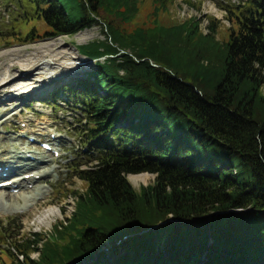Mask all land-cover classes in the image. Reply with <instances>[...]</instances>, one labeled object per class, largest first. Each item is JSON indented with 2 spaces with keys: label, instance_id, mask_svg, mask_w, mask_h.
<instances>
[{
  "label": "trees",
  "instance_id": "16d2710c",
  "mask_svg": "<svg viewBox=\"0 0 264 264\" xmlns=\"http://www.w3.org/2000/svg\"><path fill=\"white\" fill-rule=\"evenodd\" d=\"M8 1L47 35L103 39L77 47L95 68L62 89L91 157L85 190L53 236L8 238L3 264H264V0L223 7V43L214 20L206 35L196 19L127 31L137 0ZM143 173L155 180L136 190L127 176Z\"/></svg>",
  "mask_w": 264,
  "mask_h": 264
},
{
  "label": "rangeland",
  "instance_id": "374dc122",
  "mask_svg": "<svg viewBox=\"0 0 264 264\" xmlns=\"http://www.w3.org/2000/svg\"><path fill=\"white\" fill-rule=\"evenodd\" d=\"M137 1L139 7L137 17L131 24L124 26L127 31H131L136 27L147 29L154 25L171 26L180 24L184 21H180L178 17L184 15V18L187 19L189 16L196 14V10L201 9V6L192 0H165L167 10L158 12L155 17L154 10L157 4L154 0ZM181 2L186 3L189 9L185 7L182 10L183 7H180ZM224 2L233 4L236 3V0H208V6L213 5L220 10L219 4ZM13 3L8 0H0V23L3 25V27H0V80H5L11 75L14 78L11 77L9 79L13 80L18 78L21 72L22 75H27L31 71L30 82L41 80L43 82L47 81L49 84L44 85L45 91L31 98L29 96L20 97L21 99L12 98L6 104V98L4 100L0 98V101H3L0 104V146H6L9 151L12 150L10 144H19L21 142V147L25 150L19 155V161L22 163L27 162L22 160L27 157H41L40 153L42 150L39 143L52 141L55 153L47 152L44 158L46 160L52 159L54 163L48 164L43 171L55 170V172L51 176L39 179L33 184L35 188L42 187V189L46 190L47 202L45 201L35 208L31 203L26 204V206H24L23 202L17 204L16 199L13 204L11 202L8 206L6 203L0 204V264L14 259V256H10L7 251V247H10L6 245L8 238H13L12 244L18 237L26 238L34 233L41 234V236H53V227L59 222L65 221L74 212L76 200L72 192L82 193L85 190V185L75 177V174L78 166L83 165L81 169L86 168L84 164L91 157L88 153V146H84V143L79 139L78 131L81 128L79 121L82 118L77 114L78 111L67 103L66 94L62 92V89L71 84L76 78L81 77L84 72L95 68L94 63L83 67H74L76 63L83 60L77 52V47L103 39L101 29L97 27L84 30L72 37L47 35L49 30L42 21L22 22L21 19L26 18L27 15L32 18L34 15L32 13L27 14L28 9H20V4L15 7L16 4L15 2ZM217 26L215 39L221 43L226 42L229 28L219 22H217ZM15 27L14 34H16V37L14 39H6L9 32L10 35L13 34V28ZM27 33L36 35V37H32L33 39L36 38V41L19 45L22 43H18L19 41L17 40L22 39ZM19 36H22V38ZM24 47H26L24 51L12 52V50ZM40 58L47 60L51 58L52 65L39 64L42 63L43 60H41L34 68L33 65ZM63 62L67 63V68L57 66ZM59 78L62 79L57 81L56 79ZM13 89L14 87H10V92ZM53 95H57V98L59 97L62 102H53ZM42 161L40 162L42 163ZM45 163L40 165L45 166ZM20 174L30 176V174H38V172L35 169H28L23 170ZM17 175L12 174L2 179L0 178V180H13ZM134 177H138L137 182L132 180ZM127 180L137 190L141 186L145 187L153 184L155 176L143 173L129 175ZM7 192L14 195L20 193L18 189ZM49 209L53 210V216L45 215V217L44 213ZM25 211L29 212L26 214ZM36 256V254H33L32 258H36Z\"/></svg>",
  "mask_w": 264,
  "mask_h": 264
},
{
  "label": "bare ground",
  "instance_id": "6f19581e",
  "mask_svg": "<svg viewBox=\"0 0 264 264\" xmlns=\"http://www.w3.org/2000/svg\"><path fill=\"white\" fill-rule=\"evenodd\" d=\"M25 48L26 47L18 49V50H12V52L24 51ZM44 58L37 59V61H36L37 63L35 65H33L34 68L38 65V63L41 60H43V61H42V63H39V64H42V65L44 64L45 66H51L52 65L51 58H49V60L44 59ZM63 61H69V60H63ZM57 66L61 67V68H63V67L67 68L68 67L67 63L65 64L64 62L61 63V65H57ZM80 66L81 65L75 64L74 67L76 68V67H80ZM31 76H32L31 71L27 75L26 74L22 75V72H21V74L18 76V78H15L13 80L9 79L11 77L14 78L12 75L9 76L8 78H6L5 80L4 79L0 80V98H3V100H4V98H6L5 104L7 102H10L11 101L10 99H12V98L21 99L20 97H23V96H25V97L29 96V98H31L32 96L37 95V94H41L42 91H45L44 85H47L49 83L47 81L43 82L41 80L30 82ZM61 79L62 78H59L56 80L58 81ZM51 82H53V81H51ZM10 87H14L12 92H10V90H9ZM10 96H11V98H9ZM2 102L3 101H0V104ZM10 146H11L12 150H9V151L7 150L6 146H4V147L0 146V156H2L0 158V178L2 176L7 177V176H10L12 174H18V175L16 177H14L13 180H0V183L11 181V185L9 187L0 189V194H2V196H0V204L2 205L4 203H6L8 206L9 203H11V202L13 204V201H15V199H16L17 204H19V202H23L24 206H26V204L28 205L29 203H31L32 206L35 208L37 205L44 203L45 201L47 202L48 196H46V190L42 189V187L35 188V186L33 184L36 183L37 180L47 178L55 172V170L43 171L44 168L46 166H48V164H50V163L52 164V163H54V161L52 159L46 160V158H44V153L42 152V153H40L41 157L35 158V160H33V161L29 160L28 162H22L21 163L19 161L20 160L19 155H21V153H23V151H25L24 148L21 147L22 143L21 142L19 144L12 143V144H10ZM4 152H5V154H3ZM40 161H42V163L46 162L45 166H41ZM28 169H35V171H37L38 174H34L33 176H29L28 179H26L27 176L20 174V172H22L23 170H28ZM137 179H138V177L132 178V180L134 182H137ZM30 184H32L31 187H29ZM17 189L20 191V193H17L16 195L10 194L7 192L10 190H17ZM36 198H39V199H36ZM25 212L27 214L29 211H25ZM45 215H48L49 217L53 216V210L51 211L49 209L48 211H46L44 213V216Z\"/></svg>",
  "mask_w": 264,
  "mask_h": 264
},
{
  "label": "water",
  "instance_id": "95a60500",
  "mask_svg": "<svg viewBox=\"0 0 264 264\" xmlns=\"http://www.w3.org/2000/svg\"><path fill=\"white\" fill-rule=\"evenodd\" d=\"M89 62L93 63V61H89Z\"/></svg>",
  "mask_w": 264,
  "mask_h": 264
}]
</instances>
